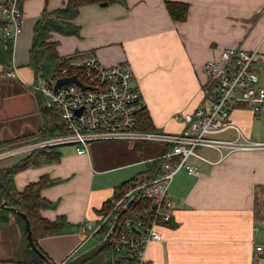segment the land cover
Wrapping results in <instances>:
<instances>
[{
	"label": "crops",
	"instance_id": "1",
	"mask_svg": "<svg viewBox=\"0 0 264 264\" xmlns=\"http://www.w3.org/2000/svg\"><path fill=\"white\" fill-rule=\"evenodd\" d=\"M67 1L23 3L24 29L13 49L12 66L17 75H7L10 67L5 70L0 63V143L9 141L0 147V168L12 166L30 153L12 151L34 141L44 125L39 93L31 86L35 80L30 65L34 27L46 7L55 10ZM167 1L87 4L76 19L81 34L55 32L52 39L59 41L64 56L95 54L107 64H129L153 118L154 131L181 132L186 123L176 114L206 103L212 84L205 65L224 49L256 51V64L262 66L264 79V0H174L190 5L183 21L172 17ZM1 18L0 10L3 38ZM230 111L229 121L246 136L264 141V111L257 113L243 102L234 103ZM233 135L229 131L224 136ZM166 149L164 142L140 139L93 141L82 154L73 144L63 145L59 146L62 157L58 162L25 168L14 181L23 190L43 175L59 179L42 190L43 196L57 202L54 208L43 209L42 215L51 220L65 215L81 227L85 220L97 218L119 185L151 175ZM207 150L210 157L219 158L216 149ZM193 160L191 157L200 172L190 174L182 169L175 176L170 194L178 207L171 222L161 227L163 241L149 245L145 264H264V251L256 250L258 245L264 247V222L255 216L256 186L264 185V150L237 151L216 163L198 157ZM24 236L14 216L9 222H0V264L16 262L13 255L25 246ZM38 241L58 263L72 253L84 255L95 244V239L86 241L82 228Z\"/></svg>",
	"mask_w": 264,
	"mask_h": 264
},
{
	"label": "built area",
	"instance_id": "2",
	"mask_svg": "<svg viewBox=\"0 0 264 264\" xmlns=\"http://www.w3.org/2000/svg\"><path fill=\"white\" fill-rule=\"evenodd\" d=\"M0 10L3 37L14 44L24 29L23 0H1ZM76 56L60 77L77 75L85 86L70 82L55 88L57 79L50 83L41 76L31 84L47 107L59 110L68 130L25 143L12 152L73 144L82 154L93 141L106 139L164 142L167 149L151 175L129 181L121 195L113 194L103 203L95 220L87 219L81 224L86 241L95 239L92 248H110L112 264H145L149 245L164 239L161 227L173 219L178 207V201L170 194L175 176L182 169L190 174L200 172L189 161L191 157L216 163L237 151L264 150V141L246 136L229 121L236 102L247 104L257 113L264 111L262 66L256 64V51L242 47L224 49L217 59L205 65L212 84L206 103L194 111L176 114L178 120L186 123L181 132H163L140 127L139 115L147 105L141 89L132 85L135 73L129 64H106L95 54ZM6 74L16 76L17 68L11 66ZM229 131L234 135L224 136ZM203 148L216 149L219 158L205 155ZM256 250L264 251L263 245ZM79 254L72 253L59 264Z\"/></svg>",
	"mask_w": 264,
	"mask_h": 264
},
{
	"label": "trees",
	"instance_id": "3",
	"mask_svg": "<svg viewBox=\"0 0 264 264\" xmlns=\"http://www.w3.org/2000/svg\"><path fill=\"white\" fill-rule=\"evenodd\" d=\"M93 3L126 5L127 0H68L58 9L48 10L47 7L44 9L36 21L33 43L30 49V65L35 72V80L41 76L47 82L52 83L61 76L62 70L77 57L76 55H61L58 49L59 41L52 39L53 33L80 35L81 25L76 22V19L82 6ZM189 7L187 2L167 1V8L177 21L187 19ZM13 49V41H5L4 37L0 38V63L4 64L5 70L12 66ZM39 100L45 121L38 134H35V140L53 137L67 131L68 128L61 119L59 110L47 107L41 94H39ZM139 125L145 130H156L147 107L139 115ZM6 143L9 141H2L0 147ZM61 157L62 152L57 146L39 147L26 154L14 165L0 168V222H9L11 216H14L25 233L26 245L21 253L22 256L16 259L17 264H53V259L39 244V238L75 232L81 228L79 225L70 222L65 215H59L54 220L42 215L43 209L54 208L57 205V202L43 196L42 190L56 184L60 181L59 179L43 175L39 180L30 182L23 190H19L15 185L14 177L19 171L28 167L58 162ZM128 182L119 185L114 194L121 195L126 190ZM1 199L6 202L4 207L1 205ZM255 201L256 219L264 222V185L256 186ZM22 213L27 214L31 222L33 238L37 246L47 255V258L42 257L32 247L27 236L26 220ZM94 257H99L101 264H112L114 256L109 247L100 245L80 257L67 261L65 264H88L89 260Z\"/></svg>",
	"mask_w": 264,
	"mask_h": 264
},
{
	"label": "water",
	"instance_id": "4",
	"mask_svg": "<svg viewBox=\"0 0 264 264\" xmlns=\"http://www.w3.org/2000/svg\"><path fill=\"white\" fill-rule=\"evenodd\" d=\"M107 3H103L102 5H106ZM70 82H77L78 84L85 86V84L79 79V77L77 75H72V76H65V77H60L57 79L56 84H55V88H58L61 85L70 83ZM132 85H137V81L134 80ZM1 198V196H0ZM22 215L24 216L25 220H26V230L28 233V239L32 245V247L44 258H47V255H45V253L41 250V248H39L33 238V234H32V228H31V222L27 216V214L22 213ZM52 260V259H51ZM53 264H59L56 261L52 260Z\"/></svg>",
	"mask_w": 264,
	"mask_h": 264
},
{
	"label": "rangeland",
	"instance_id": "5",
	"mask_svg": "<svg viewBox=\"0 0 264 264\" xmlns=\"http://www.w3.org/2000/svg\"><path fill=\"white\" fill-rule=\"evenodd\" d=\"M107 64V63H106ZM22 142V141H21ZM24 142V141H23ZM207 149H209V148H203L202 149V152L205 154V155H207V156H209L210 154H208V152H209V150H207ZM210 157V156H209ZM212 158V157H211ZM194 159V157H192V161H194L193 160ZM190 162H192L191 161V158H190V160H189ZM193 163V162H192ZM6 202H5V200H3V199H1V205L4 207L6 204H5ZM12 217V216H11ZM16 218V217H15ZM168 224V223H167ZM166 225V224H165ZM24 235H25V233H24ZM24 238H25V236H24ZM25 240V239H24ZM161 241H163V240H161ZM94 242V240L92 241V243ZM156 242V241H155ZM91 244V241L87 244V247L89 246ZM24 245H26V242H24ZM23 249H24V246L22 247V249L20 250V252L18 253V251H16V253H14V259H18L19 257H21L22 256V251H23ZM14 264H16V262L14 263ZM88 264H101V259L99 258V257H94V258H92V259H90L89 260V263Z\"/></svg>",
	"mask_w": 264,
	"mask_h": 264
}]
</instances>
